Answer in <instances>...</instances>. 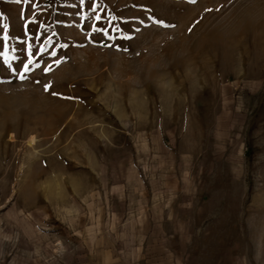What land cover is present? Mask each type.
Segmentation results:
<instances>
[{"label": "rangeland", "instance_id": "1", "mask_svg": "<svg viewBox=\"0 0 264 264\" xmlns=\"http://www.w3.org/2000/svg\"><path fill=\"white\" fill-rule=\"evenodd\" d=\"M108 235L264 264V0H0V264Z\"/></svg>", "mask_w": 264, "mask_h": 264}, {"label": "crops", "instance_id": "2", "mask_svg": "<svg viewBox=\"0 0 264 264\" xmlns=\"http://www.w3.org/2000/svg\"><path fill=\"white\" fill-rule=\"evenodd\" d=\"M137 229V228H134ZM148 229H151L150 227ZM150 235V233L148 234ZM107 246L98 248L96 253L88 254L79 264H190V256L182 258L180 244L175 240L178 237L169 240L165 238L164 243L159 244L156 240L124 241L118 240L114 235L106 236ZM174 242L173 245L171 242ZM13 264H17L16 262ZM19 264H42L32 263L31 261H22Z\"/></svg>", "mask_w": 264, "mask_h": 264}, {"label": "snow or ice", "instance_id": "3", "mask_svg": "<svg viewBox=\"0 0 264 264\" xmlns=\"http://www.w3.org/2000/svg\"><path fill=\"white\" fill-rule=\"evenodd\" d=\"M15 2H16L17 4H19V3L22 2V0H15ZM23 2H24V3H28V0H23ZM83 3H84V0H81V4H83ZM33 7H35V5H33ZM206 11H211V9H206ZM21 18H22V19L24 18L23 12L21 13ZM96 20H97V21L100 20V16H99V15L96 16ZM27 26H28V23L26 22L25 27H27ZM3 29H4L5 35L2 37V39L6 41V40L8 39V36H7L8 25H7V24L3 25ZM94 31H100V29L95 28V26H94ZM37 38H38V37H37ZM29 47H31V46H29ZM53 55H55V53H53ZM31 63H32V58H31V53H30V54H29L28 63H27V64H24V66H23L25 72H27V71L29 70V65H30ZM46 71H47V69H46ZM45 90H47V86L45 87Z\"/></svg>", "mask_w": 264, "mask_h": 264}, {"label": "bare ground", "instance_id": "4", "mask_svg": "<svg viewBox=\"0 0 264 264\" xmlns=\"http://www.w3.org/2000/svg\"><path fill=\"white\" fill-rule=\"evenodd\" d=\"M10 138L13 139V136H11ZM28 139L29 140L27 141V143L33 146L36 141L35 136L31 135L28 137ZM13 218L16 219V216L14 215ZM17 222L22 226V230L25 231L27 235H30L31 233L35 232L33 225L25 217H17Z\"/></svg>", "mask_w": 264, "mask_h": 264}]
</instances>
